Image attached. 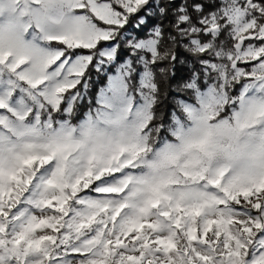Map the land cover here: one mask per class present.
Returning a JSON list of instances; mask_svg holds the SVG:
<instances>
[{
    "label": "snow or ice",
    "instance_id": "obj_1",
    "mask_svg": "<svg viewBox=\"0 0 264 264\" xmlns=\"http://www.w3.org/2000/svg\"><path fill=\"white\" fill-rule=\"evenodd\" d=\"M0 264H264V0H0Z\"/></svg>",
    "mask_w": 264,
    "mask_h": 264
}]
</instances>
